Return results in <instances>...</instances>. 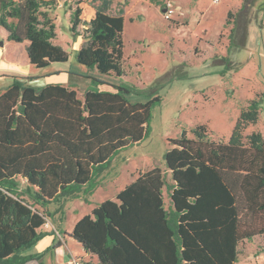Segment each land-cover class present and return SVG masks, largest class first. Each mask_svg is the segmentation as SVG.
I'll return each instance as SVG.
<instances>
[{
    "label": "trees",
    "instance_id": "16d2710c",
    "mask_svg": "<svg viewBox=\"0 0 264 264\" xmlns=\"http://www.w3.org/2000/svg\"><path fill=\"white\" fill-rule=\"evenodd\" d=\"M55 6L56 0H0V27L10 41L28 42L36 69L68 61L44 12ZM94 11L89 22L80 20L78 7L70 14L73 38L83 27L74 59L121 78L124 17L109 13L106 2ZM234 42L231 36L229 47ZM88 79L82 99L63 85L36 89L20 82L0 95V264L39 261L42 254L24 252L41 239L46 207L83 189L90 194L113 159L150 134L151 110L160 102L155 91ZM144 94L146 101L136 99ZM258 116L259 102L252 100L227 142L208 140L205 126L192 131L194 138L184 131L168 140L162 156L174 182L168 210L163 172L154 167L78 220L69 237L98 264H236L238 244L264 236V137L243 136ZM16 179L25 180L27 199Z\"/></svg>",
    "mask_w": 264,
    "mask_h": 264
},
{
    "label": "rangeland",
    "instance_id": "374dc122",
    "mask_svg": "<svg viewBox=\"0 0 264 264\" xmlns=\"http://www.w3.org/2000/svg\"><path fill=\"white\" fill-rule=\"evenodd\" d=\"M104 2L109 13H122L124 17L121 78L88 71L74 59L77 48L69 31L70 14L77 7L97 8ZM56 3L58 8L44 12L56 25L54 43L65 50L68 61L51 66L69 75L52 77L51 81L71 84L82 92L91 84L88 77H93L107 85L133 86L140 93L153 90L160 102L151 110L149 136L113 159L96 179L99 187L90 194L83 189L47 207L55 220L63 217L66 203L80 194L84 196L83 202L74 200V208L65 218L72 228L75 221L90 214L101 202L114 201L115 193L125 187L134 168L144 169L157 163L164 167L162 156L169 148L168 140L180 138L184 131L194 138L192 131L205 126L208 140L227 142L240 111L252 100L259 102L258 121L248 126L243 136L259 132L264 137V0H56ZM168 6L173 12L166 18ZM228 12L232 16L226 24ZM85 18L83 14L80 16L82 21ZM76 33L78 36L83 33L82 25ZM231 36L235 42L229 47ZM107 85H100L99 89L112 91ZM146 95L136 99L146 101ZM16 181L27 199L25 181ZM53 227L56 228L53 220L48 218L40 232ZM45 242L43 239L39 245ZM33 250L34 247L27 253ZM237 250L236 264H264V236L240 242ZM44 262H49V258L45 256Z\"/></svg>",
    "mask_w": 264,
    "mask_h": 264
},
{
    "label": "crops",
    "instance_id": "0c3cea01",
    "mask_svg": "<svg viewBox=\"0 0 264 264\" xmlns=\"http://www.w3.org/2000/svg\"><path fill=\"white\" fill-rule=\"evenodd\" d=\"M56 7L58 8L57 3L55 8ZM80 9H81V15L83 14L86 17L85 19H83V22H89L95 15L94 8L90 6L80 7ZM12 22H15V20H13ZM69 27H70V19H69ZM55 33H56V25H55ZM74 38L76 39L75 44L78 50L82 44V38L81 36H76ZM0 43H2V46H0V95L3 94L14 82H20L25 86H31L36 89H41L42 87L48 84L63 85L65 87H69L70 89L76 90L78 97L82 99L84 91L87 88H89L91 85V84L87 85L86 87H84V90L80 92L71 84L69 85L61 82L51 81L52 77H60L69 74L66 71L52 69L51 66L52 64L42 70L33 68V66L29 64L26 55V47L28 45V42L24 41L21 43H16L10 41L8 39V33L1 27H0ZM82 68L86 69L85 67ZM101 91H107V90H101ZM154 167H159L163 172V176L165 179V186L162 189V196H163L164 208L165 210H168L171 207L169 200V193L171 189L174 187V182L171 179V172L167 170L165 166L163 167L160 163H157L156 165H150L148 167H145L144 169L134 168L133 173L129 174V179H127L126 181L127 183L125 182V186L132 183L138 177L139 173L145 172ZM97 186L99 187L100 185L97 184ZM116 194L117 192L115 193V196ZM82 197L84 196L79 194L71 202H68L69 204L66 203V205L63 208V217L61 216L59 219L56 220L53 214L48 211L47 207L48 206L50 207L58 203L59 201L56 203H52L46 207L47 212H49L50 214L49 219L53 220L54 225L56 226L57 229L55 227L51 229L47 228V230H45L44 232L45 234L44 233L42 234L41 239L35 245H33L35 250H33L31 253H27V250L24 252L26 254H42V258L39 261H30L26 264H31V263L68 264L71 258L84 261L86 264H98V259L95 255L86 253L78 243H76L72 238L69 237V234L72 231V228L77 221L74 222L72 228L68 227L67 223L65 222L66 214L71 212L72 208H74L73 201L81 200L83 202ZM45 226L46 224L42 226L41 229H44ZM43 235L45 237H43ZM257 238H261V237H257ZM43 239H45L46 242L42 243V245H39L40 242L43 241ZM37 246H40V250L38 249L36 250ZM45 256L49 258V262L46 263L44 262Z\"/></svg>",
    "mask_w": 264,
    "mask_h": 264
},
{
    "label": "built area",
    "instance_id": "2783aa9c",
    "mask_svg": "<svg viewBox=\"0 0 264 264\" xmlns=\"http://www.w3.org/2000/svg\"><path fill=\"white\" fill-rule=\"evenodd\" d=\"M166 12H167V14H166V18H168L169 15L172 14V12H173V11L171 10L170 6H168V8L166 9ZM68 264H86V263H85L84 261L77 260V259H75V258H71V260H70V262H69Z\"/></svg>",
    "mask_w": 264,
    "mask_h": 264
},
{
    "label": "water",
    "instance_id": "95a60500",
    "mask_svg": "<svg viewBox=\"0 0 264 264\" xmlns=\"http://www.w3.org/2000/svg\"><path fill=\"white\" fill-rule=\"evenodd\" d=\"M0 46H2V43H0Z\"/></svg>",
    "mask_w": 264,
    "mask_h": 264
}]
</instances>
